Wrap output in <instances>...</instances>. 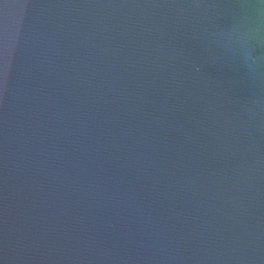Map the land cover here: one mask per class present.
Here are the masks:
<instances>
[{"label": "water", "instance_id": "95a60500", "mask_svg": "<svg viewBox=\"0 0 264 264\" xmlns=\"http://www.w3.org/2000/svg\"><path fill=\"white\" fill-rule=\"evenodd\" d=\"M0 264H264V0H0Z\"/></svg>", "mask_w": 264, "mask_h": 264}]
</instances>
